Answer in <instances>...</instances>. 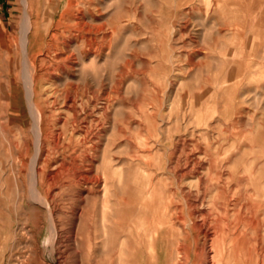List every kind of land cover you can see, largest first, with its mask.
Returning <instances> with one entry per match:
<instances>
[{"label": "bare ground", "instance_id": "obj_1", "mask_svg": "<svg viewBox=\"0 0 264 264\" xmlns=\"http://www.w3.org/2000/svg\"><path fill=\"white\" fill-rule=\"evenodd\" d=\"M189 1L177 0L178 8L187 6ZM207 1L210 3V0ZM246 1L248 5L243 13L253 32L250 48L246 52L243 41L239 49H226L224 63L228 67L219 87L213 89L212 84H206L194 97L201 104L195 117L198 124H209V119L219 112L221 99H235L245 82L242 65H256L259 51L264 48V19L261 16L262 19L256 21L258 14L264 12V0ZM47 2L46 6L52 4L51 0ZM228 2L215 0V7H207L204 15L208 35H214L216 41L219 36L228 35V30L234 24L228 18H217V12L221 7H227ZM75 5L68 0L66 8L56 20L58 27L66 15L74 16ZM186 21L179 29L181 35L192 33L189 21L193 19ZM34 23L30 19L27 31L33 28ZM233 28L243 39L246 37L245 24H237ZM96 29L97 26L92 28L93 31ZM28 39L29 36L26 37ZM64 44L68 45V42L64 41ZM216 44H211L210 48H215ZM91 46L88 51L93 54L94 61L100 55V49ZM3 48L4 44L0 42L4 56L11 52ZM237 55L241 57L239 60L235 59ZM6 65L9 63L6 62ZM40 88L38 82L26 87L34 136L23 130L22 136L17 137L9 128L12 136L10 150L15 155L12 154L13 163L6 179V194L10 192L12 174L19 175L21 181L18 183L23 191L20 204L24 210L15 216L12 207H9L11 215L4 246L8 240H12L14 225L21 223L25 250L15 254L18 259L16 264H264V134L258 132L250 136L230 131L234 122L230 121V125L224 120L227 126L219 135L202 134L203 150L199 148L201 145L195 132L191 134V141L186 138L178 140L179 146L171 134V145H168L166 142L170 134L165 135L158 128L153 117L155 112L149 110L146 103L142 111L148 121L147 134L138 140L135 153L137 162L129 180L126 182L121 173L117 175L118 189H123L126 183L127 187L120 195L118 191L115 192L117 198L114 201L110 170L105 169L101 173L87 150L73 153L76 151L73 149L69 152L71 136L70 143L60 150L66 136L55 130L62 119L54 104L62 98L68 111L72 112V124L78 125L86 118L80 119L78 116V86L66 85L61 90H51L56 96L49 98L50 102L39 96ZM87 91L89 87L86 86L84 92ZM4 92L5 96L0 93V119L7 120L4 124L7 127L23 116L19 86L8 85ZM84 101L81 98V109H85L93 100L87 98L86 106ZM46 102L51 103L50 108L44 105ZM63 122L69 123L68 119ZM229 141L232 142L231 147H225ZM157 144H163L166 148L155 149ZM59 152L62 157L55 160ZM167 167L173 173L170 182L159 176ZM194 177L196 183L181 186L184 179ZM28 197L35 202L34 205L30 201L26 204ZM18 208L14 206L16 211ZM32 209L36 211L34 216ZM45 229L48 236L45 247H42L38 237ZM101 247L110 249L103 263L96 259L102 251Z\"/></svg>", "mask_w": 264, "mask_h": 264}, {"label": "rangeland", "instance_id": "obj_2", "mask_svg": "<svg viewBox=\"0 0 264 264\" xmlns=\"http://www.w3.org/2000/svg\"><path fill=\"white\" fill-rule=\"evenodd\" d=\"M47 1L50 0H0V17L4 16L11 32L10 41L0 40L4 44V50H11L5 56L0 50V93L5 96L4 91L8 85L19 86L23 116L7 127L4 126L7 120L0 119V264H16L18 259L15 254L25 250L19 222L11 230L12 240H8L4 246L11 211L17 216L24 210L20 204L23 191L18 183L21 181L19 175L12 174L8 195L6 179L13 163L12 154L15 155L10 150L12 136L9 128L17 137L22 136L20 134H23V130L29 135L35 134L31 126L33 121L29 109V94L26 91L31 83L38 82L41 87L39 96L48 101L56 96L51 90H61L66 85L78 86V108L81 111L78 116L80 119L86 117L78 125L72 124V112L68 111L62 98L54 104L62 119L55 130H59L63 137L66 136L60 150L64 148L63 145L70 143L71 136L69 152L73 149H76L73 153L87 150L94 157L95 165L101 173L105 169L110 170L114 201L117 198L115 192L118 191L120 195L127 187L126 183L123 189H118L117 175L121 173L126 182L129 180L131 170L137 162L135 153L138 140L147 134L148 121L142 111L146 103L149 110L155 112L153 117L158 128L165 135L170 134L166 142L168 145H171V134L179 142L184 138L191 141V134L195 132L200 141L199 148L203 150L205 144L202 134L219 135L227 126L224 120L230 125V121L234 122L230 131L250 136L258 132L264 134V124L260 126L264 123V48L259 51L256 65H242L245 82L235 99H221L219 112L209 119L208 125L203 122L198 124L195 119L201 107L195 100V95L206 84H212L213 89L218 88L225 76L228 67L224 63L226 49H239L244 44L243 41L246 43L245 51L248 52L250 48L253 32L243 13L248 5L246 0H229L228 6L221 7L217 12V18H228L234 23L228 30V35L219 36L218 41L214 35H208L209 29L204 26V15L209 7H215V0H210V3L207 0H190L182 8H178L177 0H72L76 4L75 14L73 17L66 15L60 27L56 20L60 18L68 0H51L50 6H46ZM261 16L264 19V12L258 14L256 21L261 20ZM185 18L193 19L189 21V28H193L191 35H181V31L179 32L181 25L187 22ZM30 19L35 23L27 31ZM242 23L246 28L244 39L233 28ZM96 26L98 30L93 31L92 28L95 29ZM53 33L57 34L52 35ZM216 42L218 45L210 48ZM88 44L93 45L94 49H100V55L94 61L93 54L88 51L92 46ZM240 58L239 55L235 57L237 60ZM86 86L89 91L84 92ZM90 97L93 101L86 106V100ZM81 98L85 100V109H81ZM44 105L50 108L51 103L46 102ZM65 119H68V124L63 122ZM86 131L88 135L85 138ZM231 145V141L225 143V147ZM159 147L162 150L166 148L163 144H157L155 149ZM55 157V160H60L62 154L56 153ZM55 160L54 163H57ZM172 174L167 167L163 168L159 176L170 182ZM189 182L196 183V178L184 179L181 186L188 187ZM29 201L31 202L29 197L26 198V204ZM31 203L35 204L33 201ZM99 203L98 208L101 210ZM14 206L20 208L16 211ZM9 207H12L11 211ZM35 212L34 209L31 210L32 216ZM47 236L48 230L45 229L38 237L42 247H45ZM100 251L96 259L103 263L108 258L110 249L101 247ZM11 253L14 255L11 256Z\"/></svg>", "mask_w": 264, "mask_h": 264}, {"label": "crops", "instance_id": "obj_3", "mask_svg": "<svg viewBox=\"0 0 264 264\" xmlns=\"http://www.w3.org/2000/svg\"><path fill=\"white\" fill-rule=\"evenodd\" d=\"M10 38H11L10 28L8 27V25H6L4 16H1L0 17V40L8 39L10 41L11 40Z\"/></svg>", "mask_w": 264, "mask_h": 264}]
</instances>
